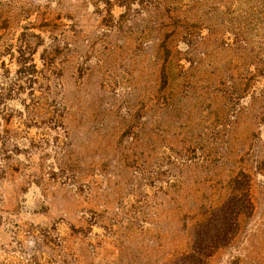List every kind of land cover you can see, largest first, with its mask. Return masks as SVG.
<instances>
[{"label": "rangeland", "instance_id": "1", "mask_svg": "<svg viewBox=\"0 0 264 264\" xmlns=\"http://www.w3.org/2000/svg\"><path fill=\"white\" fill-rule=\"evenodd\" d=\"M25 1L0 0V264H159L189 248V210L221 200L240 170L251 175L254 212L209 264H264V111L228 118L212 88L175 80L163 89L157 12L136 4L119 25L66 1L54 15L61 54L49 72L40 58L47 0H27L42 5L30 13ZM22 38L33 42L37 69L20 77L12 45ZM211 56L205 79L224 58L239 59L221 49ZM157 132L159 153L192 143L206 158L178 169L159 199L160 249Z\"/></svg>", "mask_w": 264, "mask_h": 264}, {"label": "trees", "instance_id": "2", "mask_svg": "<svg viewBox=\"0 0 264 264\" xmlns=\"http://www.w3.org/2000/svg\"><path fill=\"white\" fill-rule=\"evenodd\" d=\"M66 1L69 0H47L44 5V21L48 34L41 40L47 46L44 47L40 58L49 72L56 68V59L61 54L60 33L55 27L60 22L54 15L56 10L68 7ZM29 2L26 0L19 7L30 13L36 6L37 9L42 6ZM74 2L70 5V11L81 9L83 6L93 7L95 12H107L109 23L119 25L135 4L147 13L157 12V61L160 64L161 80L165 85L163 89L175 80L179 86L188 83L194 92H205L206 89L212 88L217 92L220 110L224 111L228 118H235L237 113H242L250 107H260V110L264 111V0ZM116 8L121 10L118 18L114 14ZM22 35L25 36V32ZM38 38H42L41 35H38ZM32 43L22 38L21 44L12 45V54L16 57L17 73L20 77L30 74L31 71L36 72L37 66L33 60L35 51L31 48L28 50ZM215 49L236 55L239 59L233 65V58H224L216 66L215 75L205 79L202 75L207 68L205 62L209 60L207 65H210V58ZM247 58L251 61L243 62ZM159 91H162L161 88ZM157 100L160 103V98ZM226 125L225 123L224 126ZM158 136L157 132V242L160 249L159 239L165 237L167 232L163 220H160L162 213L160 214L159 208L162 202L159 199L168 193L166 188L176 185L179 176L174 173L178 169L201 165L206 158L195 155L192 143L185 142L177 150L169 147L167 149L173 152L165 150L161 154L158 152ZM165 167L167 169H164ZM164 175H167L168 180H162ZM227 183L228 190L221 200L209 204L199 202L189 210V248L170 253L160 259L157 257L159 264H209V260L217 251L234 242L240 232L242 219L251 217L254 212L251 175L245 170L233 172ZM118 226V223L112 224L114 229ZM118 236L120 238L118 233L109 235L111 238L107 240H111L110 245L117 242ZM49 237L45 238L47 244L50 243ZM62 246L64 247L63 244Z\"/></svg>", "mask_w": 264, "mask_h": 264}]
</instances>
